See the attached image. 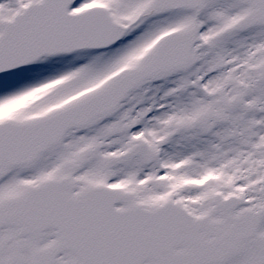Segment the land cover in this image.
<instances>
[{"label":"snow or ice","instance_id":"6c2138e0","mask_svg":"<svg viewBox=\"0 0 264 264\" xmlns=\"http://www.w3.org/2000/svg\"><path fill=\"white\" fill-rule=\"evenodd\" d=\"M0 264H264V0H0Z\"/></svg>","mask_w":264,"mask_h":264}]
</instances>
